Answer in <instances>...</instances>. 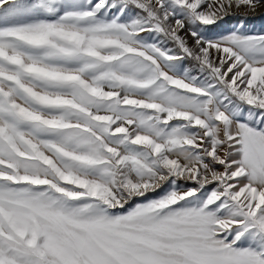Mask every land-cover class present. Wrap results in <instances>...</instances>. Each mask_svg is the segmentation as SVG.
I'll list each match as a JSON object with an SVG mask.
<instances>
[{
	"label": "snow or ice",
	"instance_id": "1",
	"mask_svg": "<svg viewBox=\"0 0 264 264\" xmlns=\"http://www.w3.org/2000/svg\"><path fill=\"white\" fill-rule=\"evenodd\" d=\"M262 7L0 0V264H264Z\"/></svg>",
	"mask_w": 264,
	"mask_h": 264
},
{
	"label": "rangeland",
	"instance_id": "2",
	"mask_svg": "<svg viewBox=\"0 0 264 264\" xmlns=\"http://www.w3.org/2000/svg\"><path fill=\"white\" fill-rule=\"evenodd\" d=\"M259 10V11H258ZM255 14H252L250 15L245 21V26L248 28L249 26V30L251 31H260V30H264V24H259V25H254L253 23V20L256 18V16H259V15H264V7L262 8H259ZM259 14V15H258ZM253 18V19H252ZM249 22H248V21ZM236 23V20L235 19H229L228 21L225 22L224 25H222L223 28H228V27H231L233 26L234 24ZM249 25V26H248ZM254 26V27H253ZM255 28V29H254ZM191 42V41H190Z\"/></svg>",
	"mask_w": 264,
	"mask_h": 264
},
{
	"label": "bare ground",
	"instance_id": "3",
	"mask_svg": "<svg viewBox=\"0 0 264 264\" xmlns=\"http://www.w3.org/2000/svg\"><path fill=\"white\" fill-rule=\"evenodd\" d=\"M259 11V10H258ZM259 15V14H258ZM253 19V18H252ZM248 21V20H247ZM249 22V21H248ZM254 25L264 24V15L256 16V18L253 20ZM249 26V25H248ZM250 27V26H249ZM248 27V29H250ZM254 27V26H253ZM255 29V28H254Z\"/></svg>",
	"mask_w": 264,
	"mask_h": 264
}]
</instances>
